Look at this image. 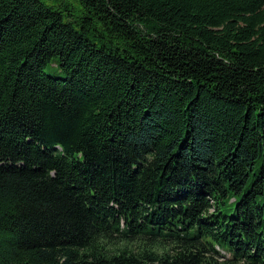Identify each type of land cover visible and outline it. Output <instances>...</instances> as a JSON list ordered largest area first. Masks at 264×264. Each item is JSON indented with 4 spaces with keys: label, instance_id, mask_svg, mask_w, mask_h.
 I'll return each mask as SVG.
<instances>
[{
    "label": "trees",
    "instance_id": "obj_1",
    "mask_svg": "<svg viewBox=\"0 0 264 264\" xmlns=\"http://www.w3.org/2000/svg\"><path fill=\"white\" fill-rule=\"evenodd\" d=\"M0 264H264V0H0Z\"/></svg>",
    "mask_w": 264,
    "mask_h": 264
},
{
    "label": "rangeland",
    "instance_id": "obj_2",
    "mask_svg": "<svg viewBox=\"0 0 264 264\" xmlns=\"http://www.w3.org/2000/svg\"><path fill=\"white\" fill-rule=\"evenodd\" d=\"M233 200V199H232ZM229 202H231V201H229Z\"/></svg>",
    "mask_w": 264,
    "mask_h": 264
}]
</instances>
